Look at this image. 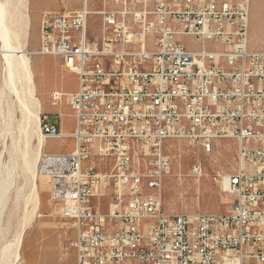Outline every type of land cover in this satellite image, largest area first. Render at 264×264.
Segmentation results:
<instances>
[{
  "label": "built area",
  "instance_id": "1",
  "mask_svg": "<svg viewBox=\"0 0 264 264\" xmlns=\"http://www.w3.org/2000/svg\"><path fill=\"white\" fill-rule=\"evenodd\" d=\"M98 1L99 10L83 0L42 14L36 50L76 76L74 91L49 100L65 99L72 132L45 115L38 122L43 137H69L72 149L45 152L37 166L74 230L75 264H264V50L248 46L249 0ZM173 139L193 149L194 174L201 154L234 141L227 212H165ZM103 195L105 213L92 203Z\"/></svg>",
  "mask_w": 264,
  "mask_h": 264
},
{
  "label": "rangeland",
  "instance_id": "2",
  "mask_svg": "<svg viewBox=\"0 0 264 264\" xmlns=\"http://www.w3.org/2000/svg\"><path fill=\"white\" fill-rule=\"evenodd\" d=\"M82 2L6 0L7 15L11 12L6 17L7 24L12 27L9 42L22 50L31 75L26 79L12 73L13 82H9L11 72L4 55L8 52L0 38V264H71L69 258H74V230L60 217L49 199L47 181L37 172L43 153L67 150L73 146V141L69 137H43L44 143L49 140L38 156L35 138L39 130L32 113H37L39 118L45 115L60 128H74L65 99L56 105L49 100L54 91H74L76 76L62 66L60 59L39 55L36 50L41 15L71 13L80 9ZM91 4L97 10L104 6L98 0H92ZM110 7L112 5L107 4V8ZM88 27L93 36L98 35L96 15L89 16ZM181 40L189 49L199 48L188 36ZM248 46L264 50V0H249ZM168 145L171 171L163 180L165 212L187 215L227 212L234 196L222 187V180L234 166V141L222 139L215 143L211 153L201 154L200 174L192 172L197 157L185 141L173 139ZM109 164L108 160L102 162L99 170L109 168ZM93 201L98 210L106 212L107 196Z\"/></svg>",
  "mask_w": 264,
  "mask_h": 264
},
{
  "label": "bare ground",
  "instance_id": "3",
  "mask_svg": "<svg viewBox=\"0 0 264 264\" xmlns=\"http://www.w3.org/2000/svg\"><path fill=\"white\" fill-rule=\"evenodd\" d=\"M8 5H9V3H8ZM24 8H25V6H24ZM7 13L8 12H7V3H6V0H0V38H1V40H3L4 46L7 48V52L8 53L7 54H4V55H5V59L7 60L8 70H10V72H11V77H10L9 82L12 83L13 82L12 73H16V74H18V75H20V76H22V77H24L26 79H29V77H30L31 74H30L29 69H28L27 58L24 57V55L22 53V50H18L17 49V46H12L10 44V42H9V38H10L9 33L12 30L11 29L12 27H10V25L7 24L9 21L6 22V17H8V15L11 12L8 15H7ZM10 20H11V17H10ZM19 52H20V55H16V53H19ZM36 112H38V111H36ZM32 114H33V116L35 118V125L38 128L39 115L37 113H32ZM38 130H39V128H38ZM36 135H37L36 138H35L36 139V150H37V155L39 156L43 152V148L45 146V143H44V140H43V135L40 132H37ZM39 176L44 177L45 180L48 183V179H47L46 175L39 174ZM222 187L224 189H228L226 175H224V177H223Z\"/></svg>",
  "mask_w": 264,
  "mask_h": 264
},
{
  "label": "crops",
  "instance_id": "4",
  "mask_svg": "<svg viewBox=\"0 0 264 264\" xmlns=\"http://www.w3.org/2000/svg\"><path fill=\"white\" fill-rule=\"evenodd\" d=\"M90 1V4H89V9L91 11H94L96 8L91 4V1L92 0H89ZM61 132L64 133V134H69L72 132V129H64V127H61ZM49 139H46L45 140V143L48 141ZM72 149V146H70L67 150H64V151H54V152H50V151H47L46 153H66V152H69L70 150ZM93 200H96L95 198L92 199V203L95 205V202ZM74 250V249H73ZM69 261L71 264H75V254H74V258L73 257H70L69 258Z\"/></svg>",
  "mask_w": 264,
  "mask_h": 264
}]
</instances>
